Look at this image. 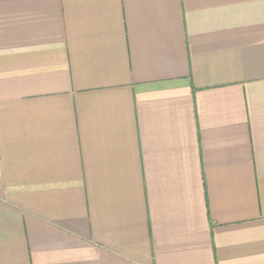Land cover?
Segmentation results:
<instances>
[{"label": "crops", "instance_id": "0c3cea01", "mask_svg": "<svg viewBox=\"0 0 264 264\" xmlns=\"http://www.w3.org/2000/svg\"><path fill=\"white\" fill-rule=\"evenodd\" d=\"M0 264H264V0H0Z\"/></svg>", "mask_w": 264, "mask_h": 264}]
</instances>
